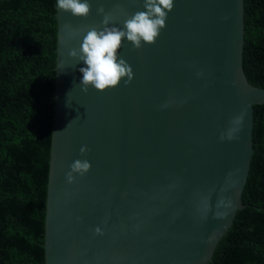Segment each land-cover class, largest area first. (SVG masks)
I'll list each match as a JSON object with an SVG mask.
<instances>
[{
  "label": "water",
  "instance_id": "95a60500",
  "mask_svg": "<svg viewBox=\"0 0 264 264\" xmlns=\"http://www.w3.org/2000/svg\"><path fill=\"white\" fill-rule=\"evenodd\" d=\"M89 3L87 17L55 14L44 264H208L244 207L254 106L264 104L243 70L244 0H173L154 44L122 40L132 81L85 93L86 65L68 51L102 29L97 8L118 28L145 10L144 0ZM77 159L91 168L68 183Z\"/></svg>",
  "mask_w": 264,
  "mask_h": 264
},
{
  "label": "trees",
  "instance_id": "16d2710c",
  "mask_svg": "<svg viewBox=\"0 0 264 264\" xmlns=\"http://www.w3.org/2000/svg\"><path fill=\"white\" fill-rule=\"evenodd\" d=\"M57 0H0V264H44ZM243 70L264 88V0H244ZM236 214L208 264H264V104Z\"/></svg>",
  "mask_w": 264,
  "mask_h": 264
},
{
  "label": "clouds",
  "instance_id": "9594fccd",
  "mask_svg": "<svg viewBox=\"0 0 264 264\" xmlns=\"http://www.w3.org/2000/svg\"><path fill=\"white\" fill-rule=\"evenodd\" d=\"M57 7L64 12H70L74 17H87L91 6L89 0H57ZM144 11H138L124 21L123 28L108 27L114 20L111 13H105L103 7L97 8V13L103 15L101 30L90 27L84 36L79 52L73 48L68 51V56L82 61L85 67L79 71L82 73L80 81L81 90L87 92L91 86L97 91H104L117 87L121 80L129 84L133 79L131 66L122 58H118V50L122 46V40L126 39L134 49H140L143 44H154L161 30L166 26L167 13L173 8V0H144ZM73 34H69L71 38ZM197 75H200L197 73ZM166 106V105H165ZM243 116H237L232 123L239 125ZM230 129L227 139H233ZM55 133H53L54 135ZM221 136V139H224ZM87 151L86 146L80 148V153ZM66 174L68 183L74 181V174L83 176L91 164L87 160H75ZM219 213L218 216H223ZM97 234H102L100 228H96Z\"/></svg>",
  "mask_w": 264,
  "mask_h": 264
}]
</instances>
